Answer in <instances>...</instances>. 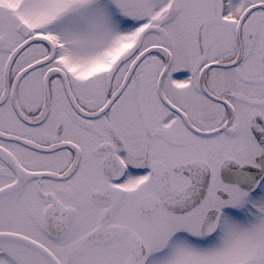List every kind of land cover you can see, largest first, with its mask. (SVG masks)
I'll use <instances>...</instances> for the list:
<instances>
[{"label": "snow or ice", "instance_id": "6c2138e0", "mask_svg": "<svg viewBox=\"0 0 264 264\" xmlns=\"http://www.w3.org/2000/svg\"><path fill=\"white\" fill-rule=\"evenodd\" d=\"M0 264H264V0H0Z\"/></svg>", "mask_w": 264, "mask_h": 264}]
</instances>
